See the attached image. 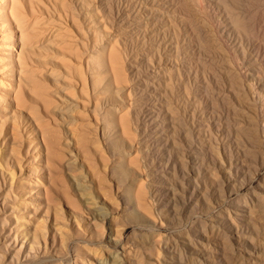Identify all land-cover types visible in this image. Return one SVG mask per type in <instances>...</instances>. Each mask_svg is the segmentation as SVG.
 <instances>
[{
    "label": "rangeland",
    "instance_id": "rangeland-1",
    "mask_svg": "<svg viewBox=\"0 0 264 264\" xmlns=\"http://www.w3.org/2000/svg\"><path fill=\"white\" fill-rule=\"evenodd\" d=\"M35 1L32 12L26 0H22L24 14L21 15L29 35L40 37L39 41L42 38L40 43L46 42L44 45L49 48L35 49L28 62L30 69H37L38 82L17 86L19 105L8 95L16 84V69L9 74L0 73V264H264V205L258 206L255 199L256 192L264 199L262 127L256 133L255 143L249 146L241 135L245 129L237 125L241 122L239 118L246 117L242 109L250 108L248 102L243 104L240 100L242 106H236L240 109L235 111L229 103L222 104L217 99V93L227 85L225 75L219 72L217 53L207 52L215 62L209 65L210 71L216 72L213 77L209 70L203 72L201 65L190 70L186 65V61L197 57L198 50H194L193 44L205 43L203 34L198 37L196 32L208 30L210 42L215 39L218 45L215 29L216 20L224 18L222 0H203L204 5L199 9L190 1L188 13H192L195 33L183 22L185 30L190 31L185 35L181 27L179 36L171 23L172 16L178 12L162 0ZM263 1L225 0L229 10L252 15L256 26L264 25ZM90 4H97L90 16L96 17V23L104 24L100 30L105 40H115L114 50L118 49L115 53L121 58L115 62L121 64L118 66L122 68L120 77L128 104L123 112L126 120H119L116 114L108 115L110 127L111 121L119 131L122 128L119 124H125L123 129L126 126V132L120 131L116 144L110 145L109 150L100 140L96 141L94 133L88 135L92 153L88 158L93 165L90 170L94 168L98 175L92 180L90 193L83 194L76 189L72 174L63 167L50 177L44 173L30 174L27 167L34 165L39 170L44 163V156L35 153L41 148L39 137L30 128L35 129L30 119L32 107L37 105L50 126L60 129V120L52 116L50 108H42L40 95L36 94L44 93L43 86L50 87L52 103L59 104V97L51 91L54 85L48 74L55 70L62 72L61 75L69 74L59 79L57 87L67 88L68 84L74 87L64 90V95L81 98L80 112L88 105L83 100L87 101L90 91L79 84L84 71L79 60L84 53L78 41L86 38L89 48L95 43L93 33L88 31L94 22H88L89 17L85 16ZM163 6H168L167 11L161 9L168 14L161 16L157 9ZM44 7L53 11L50 16ZM63 10L73 12L74 22L65 18ZM10 23L13 28L11 19ZM10 33L14 34L9 38L13 61L21 41L15 29ZM157 47L160 59L154 53ZM225 50L230 56L229 64L237 69L236 74L243 72L246 66L240 60L237 61L240 67L237 66L231 47ZM202 55L201 51L200 58ZM44 68L48 69L44 72ZM106 70L107 75L97 86L104 89L108 81V97L113 101L118 82L115 83V73L109 66ZM233 104L237 105L235 101ZM4 112L7 117L1 118ZM81 113L76 114L78 121L87 120L88 128H93L94 119L87 109ZM47 114L53 117L52 121ZM259 117L264 120V115ZM221 143L229 147L230 169L228 155L221 151L217 155L213 149L214 144L221 146ZM10 144L15 152L7 155ZM91 144L101 146L102 155L95 153L98 148L95 150ZM120 148L125 149L122 156L109 153ZM62 156L65 155H56L55 161ZM113 163L118 165L111 176L105 166ZM214 163L220 178L208 175L202 179L201 174L214 167ZM80 181L82 187L91 184L88 178ZM119 182L121 186L116 187ZM50 188L54 201L42 215L34 214L33 209L42 198L39 191ZM226 191V196H221ZM98 211H104V219L97 215Z\"/></svg>",
    "mask_w": 264,
    "mask_h": 264
},
{
    "label": "bare ground",
    "instance_id": "bare-ground-1",
    "mask_svg": "<svg viewBox=\"0 0 264 264\" xmlns=\"http://www.w3.org/2000/svg\"><path fill=\"white\" fill-rule=\"evenodd\" d=\"M34 1L35 0H26V3H25V4L30 6L28 8H30V11H32V12H34V10H32L33 9L32 4ZM40 1H42V0H40ZM162 1H164L163 3L169 2L168 6L171 7V5H172L173 9L177 10L176 12H178V13H176L177 15L172 16L173 22H171L172 27L176 30L178 36L180 35L181 27H182V32L186 31L185 35L187 34V31H190V30H191V33H195V30L193 28L196 29V27L193 26L195 24L191 23L192 21L190 18H191L192 13L191 14L188 13V8H190L191 3H193V5H195V7L197 6L199 9L204 5V3L202 4V2H205V1H203V0H170V1L169 0H162ZM190 1H191V3H190ZM235 1H237V0H235ZM256 1H260V0H256ZM47 2H50V1L47 0ZM218 2H219V0H218ZM37 3H38V1H37ZM94 3H96V2H94ZM222 3H223V5L222 4L221 5H222L223 10H224V18L222 20H220V19L218 21L216 20L218 26L215 29V31L217 32L216 34H218V37L220 40L217 42L218 45H216V43H215L216 41L214 42L215 39L213 40V43L210 42L211 39H209L208 30H203V31L200 30L202 33H199V34L196 32L197 35L196 34L195 35L198 37L200 36V34H203L202 35L203 40H204L203 43L204 42L205 43H204V45H202L200 43L201 42L200 41L198 44H193L194 50H196V49L198 50L197 57H196V59L192 58V59H190V61L189 60L186 61V65H187L188 70H190L192 67H197V66L200 67V65H201L203 72L206 70L210 71V69H212V68L209 67V65L214 64L215 62H213V59H212L213 57L211 55L207 54V52L212 53L211 50H213L215 53H217V56L219 57L218 62L220 63L219 72L224 74L225 78L227 80V85H224L221 92L217 93V99L222 104L229 103L231 109L235 110V111L240 109V107L242 106L240 100L242 101L243 104H244V102H248V104L250 105V108L245 107L244 109H242V112H244V115H246V117L244 116L243 118H239L241 120V122H238L237 125L243 126V128L245 129V132H242L241 135L244 137L245 140H247L245 142L248 143L249 146L252 147V144L255 143V141L257 140L256 133L259 130V128L262 127V132L264 135V120L262 121L261 118L259 117L261 115H264V25H259V23H258V26H256L253 16L248 14V12H246V11L245 12L244 11L235 12V11L229 10L228 9L230 7V6L228 7L229 4L227 5L225 0H222ZM21 4H22V0H0V32H1V36H0V73L9 74L10 72L13 71L14 68L16 69L15 70L16 84L8 92V95H10L12 98H14L15 102L19 105L21 104V100L19 97V90H18L17 86L22 85V83L28 82V81H31L33 84H37V82H38V79L35 77L36 76L35 72L37 71V69L32 70L33 68L30 69V67L28 65V62H29V59L31 58V55L34 54V51L37 48L40 50H43V51H47L49 49V48L47 49V46L44 45V43H46V42L40 43L42 38L39 41L38 38H40V37H38V36L33 37V36L29 35L28 31H26L28 26L26 25V22L24 21L22 15H21V14H24V10H23L24 8L22 7ZM96 5L90 4L89 5V11L85 13V16L89 17L88 22H90V23L94 22L93 27H88V31H91L93 33V36L95 39L94 46L89 48L87 45L86 38L82 39V37H81V38H79V41H78V43L82 47V51L84 53V57L82 56V60H79V66L81 68H82V66L84 67V71H83L84 73L81 71L79 84L81 85L82 88L84 86L85 88L89 89V91H90V97L87 98V101L82 99L83 103H88V105H86V108L85 109L83 108V109L85 111L87 109V112L91 115V117H93L92 119H94V122H93L94 124H93V126L91 125L93 128H88L89 126H87V123L89 121H87V120L86 121L83 120L81 122L78 121L76 114L79 115V113L85 112V111H82V109H81V112L79 111L80 110L79 108L81 107V102H80L81 98L79 99V98L74 97L75 96L74 94H72L70 96L64 95V92L66 91L67 88L69 90H74V87L72 85H69V84H68V86H66L67 88H62V86H59V85H58L59 87H57V84H58L59 79L61 77H64L63 79H65L67 76H70V75L69 74L68 75H61L63 73L61 72V74H59V73L55 72L56 70L51 71L49 74L48 73L47 74L49 75V77L53 81V85L55 88L51 87L52 89H54L51 91H54L53 95L55 94V96H56V94H57V97H59L58 98L60 100L59 104H56V102H57L56 100H55L56 102L52 103L53 101H51V99H50V97L52 96L50 93V87L48 88L47 86H43L44 93L43 94L36 93V94L40 95L39 98L41 99L42 104H43L42 108H44V109L50 108L49 112L52 114V116L56 117L58 120H60V121H58L59 122L58 126L62 130V132H59L60 129L57 130V129L52 128V126H50V122H49L48 118H46L40 114L37 105L32 107V112H31L32 116H30L31 121L33 122V124H35V129L30 127L31 132L36 138L39 137V142H40L39 145L41 148L39 150H35V153H36V155L41 154L44 156L43 157V160H44L43 164L44 165L40 164L41 168L39 170H37L36 166L29 165V167H27L28 170L30 171L29 173L33 174V175H36L38 173H42V174L44 173L50 177V175H52V173L55 172L59 167H63V169L65 171L72 174L74 180L76 181V183H75L76 189L80 190L83 194H87L88 191H90L91 188H93L94 181H92V180L97 174V172L95 174L94 168H93V170H90V169H92L93 165L91 164L92 159L89 161V158H88V155L91 156V154H92V153H90V149L88 146V144L90 143L88 135L94 133L95 137L94 136L93 137L96 139V141L98 142V140H100L101 143L103 144V147L105 146L104 148L106 150H109L111 148V147L109 148V146L110 145L112 146V144L113 145L116 144L118 134L120 133L121 130L125 131L126 126H125V129H123L125 124L124 125L119 124L120 128L122 126L121 130L119 131L118 127L116 125H114L113 121H111V127H110V121H108V119H109L108 115L109 114H116V115H118L117 117L119 118V120H121V121L126 120L124 115H123V112H124V109H126V106L128 104L126 97H125L126 96V89L124 88L122 77H120L122 68L120 66H118L121 64L117 65L115 62L118 58H120V57H117V54L115 53V52H118V49H117V51H116V49L114 50V46L116 45V43L114 42L115 40L113 41L112 38H111V40H105L104 35L102 34V32L100 30V28L103 27L104 24L101 25L99 23H96V21H95L96 17L90 16V13H92L93 10L96 8L95 7ZM168 6H166L165 8L163 6V7H160V9H157L158 14L161 13V16L165 15L167 12L165 13V10H161V9H166ZM206 6L208 7V6H210V4L206 5ZM46 7H47V5H46ZM44 9L49 16H50V13L52 14V12H53V11H50L49 9H47L45 7H44ZM195 10H197V9H195ZM166 11H167V9H166ZM197 12H199V11H197ZM63 13L65 15V18L69 17L71 22H74V19L76 17L74 16L73 12L71 13V12H67L66 10H63ZM173 13H175V11H173ZM57 18H59V17H57ZM10 19L15 24L13 26V28H12V25L10 23ZM60 20H62V19H60ZM183 22H185V24L188 25L190 30H188V28H186V30H185L186 26L185 27L183 26V24H184ZM201 22H203V21H201ZM205 25L206 24H204V26ZM14 29L16 30L17 39L21 41L20 42L21 48L16 53L15 59L13 61H11V59H12L11 57L13 56L12 55V46H11L12 42L9 40V38L14 36V34L10 33ZM188 33H190V32H188ZM210 33H211V31H210ZM181 35L185 36L184 34H181ZM192 35H194V34H192ZM44 38L45 37H43V39ZM61 39L62 40H60V39L59 40L63 41L62 37H61ZM48 41H49V39H48ZM197 41H199V40H197ZM113 42L115 43V45ZM55 43H57V42H55ZM189 43H190V41H189ZM53 44H54V41H53ZM59 44L62 45V43H60V42H59ZM59 44H57L56 47ZM68 45H69V43H68ZM177 45H178V42L175 45L176 50H177ZM53 46H55V44ZM230 47H231V52H233V57H235L234 60H236V62L238 60H240L246 66L244 71L241 73L239 72V74H236L235 71L237 69L235 70V67H232L234 65L231 64L232 65L231 66L229 64L230 61L228 62V59L230 56L228 57L225 49L228 50ZM60 49L63 50V48H60ZM201 51L203 52V55L200 58ZM154 53L157 54V57L159 59L161 58L160 54H159V48L158 47L154 51ZM48 55H45V56H48ZM118 56H120V55H118ZM85 57H86V60H84ZM63 60L60 59L61 62H63ZM57 61H58V59H57ZM60 61H58V62H60ZM119 63H121V62H119ZM236 64L238 67H240V65H241L238 62ZM106 66H109L110 70L115 73V75L113 76V79L115 80V83L118 82L117 83L118 86L116 87V89L114 91L116 94V96H115L116 98H114L113 101H110V99L108 97V93L110 92L108 81L105 82L106 85H105L104 89L98 87L99 83H101L103 81V77L105 75H107ZM66 67H67V65H66ZM66 67H65V70H67ZM34 68H35V66H34ZM49 68H51V67H49ZM41 69L43 70V68H41ZM46 69H48V68H46ZM46 69L44 70V72L46 71ZM55 69H56V67H55ZM42 70L38 69L39 72H41ZM39 72H38V74H39ZM44 72L42 71V73H44ZM209 73L213 77L214 73H216V72L213 73L210 71ZM69 83H70V81H69ZM87 89H86V91L88 92ZM76 91H77V88H76ZM67 93H70V92L67 91ZM99 94H103V96L98 97L97 95H99ZM234 101L236 102L237 105L233 104ZM236 106H240V107L237 108ZM81 114H84V113H81ZM47 116H49V115L47 114ZM5 117H7V113L4 112L1 114V118H5ZM53 117L49 116V118H51V121H52ZM87 117H88V115H87ZM89 118H90V116H89ZM53 124H55V123H53ZM62 125H64V126L62 127ZM22 129L25 130V126H23ZM123 134H125V133H123ZM263 142H264V138H263ZM212 143H214V138H213ZM94 144L95 145L97 144V146H98L100 143L99 144L94 143ZM94 144H91V145L93 146ZM12 145L13 144H10V146L7 148V155H12L15 152V150L12 148ZM97 146H95V147L98 148V150H96V148L94 146L92 148H94L96 150L95 153L98 152L99 153V154L97 153L98 155H102V153H103L102 150L99 151V148L102 149V147L101 146L97 147ZM122 147H124V144H122ZM228 148L229 147L226 146L224 143H221V146H218L215 144L213 145V149L215 150L217 155L220 153V151L222 152V154L228 155L227 156L228 168L230 169L232 167V163H231V157L229 156L230 153L228 151ZM129 152H127V154ZM109 153L111 155H121L122 156L125 153V149L120 148V150H118L117 152H109ZM127 154H125V155H127ZM56 155H65V156H62L57 161H55ZM209 156L213 159V155H209ZM117 165H118L117 163H113L110 165L106 164L105 171L110 173L111 176H113L116 172ZM44 170H46V171L44 172ZM197 174H199V173H197ZM208 175H212L213 177L220 178L218 175V166L216 165V163H214V167L207 168L201 174V178L206 179ZM228 175H229V173H228ZM81 178H85V179L88 178V181L91 183L90 186L89 187H86V186L82 187L83 185H81V183H80ZM35 179H37V178H35ZM51 180H52V177H51ZM3 183H4V179H3ZM121 184L122 183L119 182V184H117L116 187H118V185L121 186ZM129 187L130 186L128 185V187L125 188V192H128ZM51 188L47 189V190L44 189L45 191H43V192L39 191V194L42 195V198H41V200L38 201L37 206L33 209L34 214L39 213L42 215L43 213H45L47 211V209L49 207L48 206L49 203L54 201L55 197H54V194L52 193ZM32 191L33 190H28V192H32ZM227 192L228 191H226V193L222 192L220 194H221V196L225 197ZM230 192L231 191L229 190V193ZM256 195H257V198H255V199L258 202V206L262 207L264 205V199L262 197V194H260L259 192H256ZM89 200H93L92 196H89ZM67 201H69V200H67ZM126 201H128V198H125V204H127ZM69 202H71V200ZM66 203H68V202H66ZM104 214H105L104 211H98L97 212V215H99V217H102V219L105 218ZM205 256L206 255H204V257ZM200 264H205V263L201 262Z\"/></svg>",
    "mask_w": 264,
    "mask_h": 264
}]
</instances>
